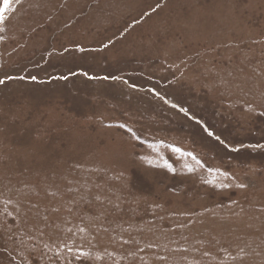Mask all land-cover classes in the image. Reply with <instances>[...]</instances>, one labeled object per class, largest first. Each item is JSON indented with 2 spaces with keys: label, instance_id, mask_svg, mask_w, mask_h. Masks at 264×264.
Wrapping results in <instances>:
<instances>
[{
  "label": "rangeland",
  "instance_id": "374dc122",
  "mask_svg": "<svg viewBox=\"0 0 264 264\" xmlns=\"http://www.w3.org/2000/svg\"><path fill=\"white\" fill-rule=\"evenodd\" d=\"M0 264H264V0H0Z\"/></svg>",
  "mask_w": 264,
  "mask_h": 264
},
{
  "label": "snow or ice",
  "instance_id": "6c2138e0",
  "mask_svg": "<svg viewBox=\"0 0 264 264\" xmlns=\"http://www.w3.org/2000/svg\"><path fill=\"white\" fill-rule=\"evenodd\" d=\"M5 3H7V0H5ZM0 83H2V81H0Z\"/></svg>",
  "mask_w": 264,
  "mask_h": 264
}]
</instances>
